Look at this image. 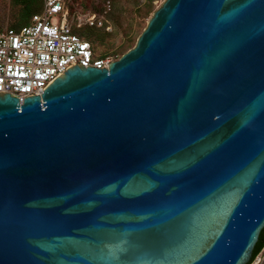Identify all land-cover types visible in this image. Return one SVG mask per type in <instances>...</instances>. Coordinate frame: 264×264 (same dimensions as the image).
I'll list each match as a JSON object with an SVG mask.
<instances>
[{
    "label": "water",
    "instance_id": "obj_1",
    "mask_svg": "<svg viewBox=\"0 0 264 264\" xmlns=\"http://www.w3.org/2000/svg\"><path fill=\"white\" fill-rule=\"evenodd\" d=\"M264 228V0H164L107 67L0 91V264H247Z\"/></svg>",
    "mask_w": 264,
    "mask_h": 264
},
{
    "label": "built area",
    "instance_id": "obj_2",
    "mask_svg": "<svg viewBox=\"0 0 264 264\" xmlns=\"http://www.w3.org/2000/svg\"><path fill=\"white\" fill-rule=\"evenodd\" d=\"M70 0H43L27 24L0 30V91L24 97L43 88L69 66L107 67L111 61L95 52L69 20ZM90 25L104 26L96 14ZM258 256V255H257Z\"/></svg>",
    "mask_w": 264,
    "mask_h": 264
},
{
    "label": "rangeland",
    "instance_id": "obj_3",
    "mask_svg": "<svg viewBox=\"0 0 264 264\" xmlns=\"http://www.w3.org/2000/svg\"><path fill=\"white\" fill-rule=\"evenodd\" d=\"M36 6L43 7V0ZM164 0H70L69 20L75 30L88 39L95 52L112 60L132 48L145 29L153 12ZM24 6L14 0H0V30L7 26L26 23L22 18ZM96 14L104 26L89 24ZM30 20V16L28 20ZM250 264H264V247Z\"/></svg>",
    "mask_w": 264,
    "mask_h": 264
},
{
    "label": "trees",
    "instance_id": "obj_4",
    "mask_svg": "<svg viewBox=\"0 0 264 264\" xmlns=\"http://www.w3.org/2000/svg\"><path fill=\"white\" fill-rule=\"evenodd\" d=\"M14 1L16 3L23 4V6H24L25 9H24V13L21 16H22V18L26 22L24 24H27L30 21V20L27 21L28 20V17L30 16V18H31L32 14H34V13L37 12L38 7L36 5L40 1H38V0H14ZM20 25H23V24H20V23H19V25H14L13 24L12 26H20ZM263 247H264V228L262 229V231L260 233L259 240L257 241V243L255 245L252 258H251L250 262L247 263V264H250L254 260V258L258 255V253L262 250Z\"/></svg>",
    "mask_w": 264,
    "mask_h": 264
}]
</instances>
